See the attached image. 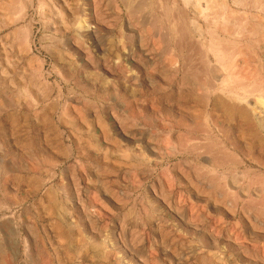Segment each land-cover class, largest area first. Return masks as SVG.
Segmentation results:
<instances>
[{"label":"rangeland","instance_id":"rangeland-1","mask_svg":"<svg viewBox=\"0 0 264 264\" xmlns=\"http://www.w3.org/2000/svg\"><path fill=\"white\" fill-rule=\"evenodd\" d=\"M0 264H264V0H0Z\"/></svg>","mask_w":264,"mask_h":264},{"label":"bare ground","instance_id":"bare-ground-1","mask_svg":"<svg viewBox=\"0 0 264 264\" xmlns=\"http://www.w3.org/2000/svg\"><path fill=\"white\" fill-rule=\"evenodd\" d=\"M230 50V49H229ZM216 54H218L219 56H221L224 60L228 59V58H232L234 57L235 54H233L232 52H228L226 49L223 50L222 48H216ZM242 81V80H241ZM248 83V82H247ZM246 83V84H247ZM250 83V82H249ZM235 112H239L241 110H237L236 107L233 108ZM233 111V112H234Z\"/></svg>","mask_w":264,"mask_h":264}]
</instances>
